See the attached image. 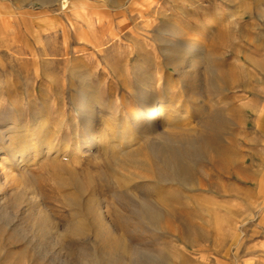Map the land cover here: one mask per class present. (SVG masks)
<instances>
[{"label": "rangeland", "instance_id": "374dc122", "mask_svg": "<svg viewBox=\"0 0 264 264\" xmlns=\"http://www.w3.org/2000/svg\"><path fill=\"white\" fill-rule=\"evenodd\" d=\"M42 1L0 0V164L10 145L25 155L13 173L20 208L0 186V264H83L94 234L64 236L74 179L84 203L105 205L133 251L128 264H264V0ZM192 39L198 53L187 49ZM152 95L165 100L171 128L197 139L220 117L213 144L224 154L195 157L186 181H119L116 158L128 151L113 147L125 136L119 127ZM90 111L112 141L81 153L76 143L89 137L79 122ZM162 195L171 207L141 216ZM34 198L58 227L42 239L22 223Z\"/></svg>", "mask_w": 264, "mask_h": 264}, {"label": "bare ground", "instance_id": "6f19581e", "mask_svg": "<svg viewBox=\"0 0 264 264\" xmlns=\"http://www.w3.org/2000/svg\"><path fill=\"white\" fill-rule=\"evenodd\" d=\"M43 1L51 2L49 0ZM58 2L60 3V1ZM69 4L63 1L61 3L60 9L66 11V9L69 7ZM175 23L176 22H174V25ZM179 29H181L180 26ZM174 33H176V31ZM189 44V48L187 47V49L191 51H197L198 53V48L200 47L201 43L198 40L192 39L189 41ZM92 98H94L92 99V101H94V103L92 102L93 104L96 105L99 103L97 97L94 96ZM143 101L145 105L142 106V114L139 112L131 113V116L128 117V121L123 123V127H119L120 132L124 133L125 136H121L122 138L120 139V142L113 145L114 149L117 148L119 150L122 147L123 149L124 147H127L128 150L121 152L120 158H116L117 165L126 173L119 175V178H117L119 181L128 182L131 177L136 179L141 178L142 174L144 173L152 177H156L161 181H168L171 178L180 181L185 180L189 176V171L191 168L190 162H192L195 157H200L209 153L220 157L224 154H222L221 151L213 144V137L217 135L222 129L221 127H223L221 126L222 120L220 117L212 118V120L207 123L201 139H197L195 136L188 134L184 130L170 127L169 117H164L163 114L164 107L166 105V102L163 98L152 95L151 97L143 98ZM78 106H80V112L82 115L89 109L88 107H90L83 101L77 104V107ZM79 123L80 126L85 129L89 137V139L86 141L84 138H81L76 143V150L79 152L91 153L93 144L98 140H101V144L105 147H107L110 141H112L110 140L109 123L99 120V123L95 124V114L93 111H90L87 113V115L82 116ZM161 127L170 129L163 134H159ZM78 129L79 128H77V130ZM154 134L158 135V138L156 139L157 141L155 140L156 142H149V138H151ZM138 136L142 140H148V144L146 146L134 145V143H136L139 139ZM153 138L155 137L153 136ZM91 139L93 142L88 143ZM32 147L35 146H32L31 144L29 148ZM33 149L34 148H32V150ZM53 149L55 150V148ZM8 150L9 160L5 161L4 164H0V186L3 180L6 181L4 186L7 187V184H9V189L7 190L5 187L4 190L5 197L9 196V208L16 209L21 207L23 196L21 197L19 195L20 193H17V177H15L13 173L14 167L20 168L23 165L25 155L23 153L24 150L20 149V146L19 149H16L10 145ZM49 150H52V147L49 148ZM32 155H34V153ZM72 182L78 191L68 197V202L72 208L73 221L67 224L64 236L69 238H82L91 236L90 234H94V240L90 250L83 247L80 250L81 258L84 261L83 264H128L126 261H131L133 251L127 245L126 241L115 231L113 227L114 225L112 226L110 223L107 212L105 211V205L103 206V204H100L96 200L84 203L81 199V194L79 193L83 186L78 183L76 179L72 180L70 183L72 184ZM64 185L67 184L64 182ZM12 191H15V193H12ZM172 201L170 195H162L155 201L144 202L139 210V213L141 216L149 215L152 220H156L163 212L167 211V209L171 207ZM32 202L35 205V207L33 206L34 210L29 212V214H24L25 216L22 219V223L28 229L37 232L39 236L43 235L42 233L46 230H49V228H54L55 231H58V227L56 228L52 224V221L41 210L37 199L33 200Z\"/></svg>", "mask_w": 264, "mask_h": 264}]
</instances>
